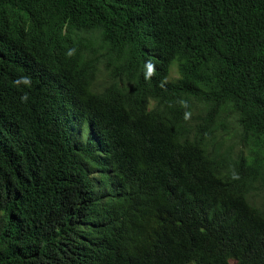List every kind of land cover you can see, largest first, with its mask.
<instances>
[{"label":"trees","instance_id":"16d2710c","mask_svg":"<svg viewBox=\"0 0 264 264\" xmlns=\"http://www.w3.org/2000/svg\"><path fill=\"white\" fill-rule=\"evenodd\" d=\"M231 261L264 264V0H0V264Z\"/></svg>","mask_w":264,"mask_h":264},{"label":"rangeland","instance_id":"374dc122","mask_svg":"<svg viewBox=\"0 0 264 264\" xmlns=\"http://www.w3.org/2000/svg\"><path fill=\"white\" fill-rule=\"evenodd\" d=\"M177 77V71H176V66L173 65L170 69V73H169V80L175 79ZM230 264H235L234 261H231Z\"/></svg>","mask_w":264,"mask_h":264},{"label":"clouds","instance_id":"9594fccd","mask_svg":"<svg viewBox=\"0 0 264 264\" xmlns=\"http://www.w3.org/2000/svg\"><path fill=\"white\" fill-rule=\"evenodd\" d=\"M169 78V77H168ZM177 78V77H176ZM169 80V79H168ZM173 80V79H172Z\"/></svg>","mask_w":264,"mask_h":264}]
</instances>
